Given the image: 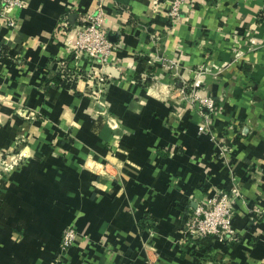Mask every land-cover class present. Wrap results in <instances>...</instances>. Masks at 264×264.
Returning a JSON list of instances; mask_svg holds the SVG:
<instances>
[{
    "label": "crops",
    "instance_id": "1",
    "mask_svg": "<svg viewBox=\"0 0 264 264\" xmlns=\"http://www.w3.org/2000/svg\"><path fill=\"white\" fill-rule=\"evenodd\" d=\"M172 1L27 0L15 28L0 19V154L18 159L0 174V264H264V0H190L176 18ZM76 9L114 45L103 107L57 73ZM200 69L203 115L180 93ZM233 188L237 240L205 239L202 261L186 216Z\"/></svg>",
    "mask_w": 264,
    "mask_h": 264
},
{
    "label": "built area",
    "instance_id": "2",
    "mask_svg": "<svg viewBox=\"0 0 264 264\" xmlns=\"http://www.w3.org/2000/svg\"><path fill=\"white\" fill-rule=\"evenodd\" d=\"M27 0H0V19L10 28H15L17 20L15 12L26 6ZM190 4V0H173L170 10V17L176 18L179 15L183 4ZM76 18L70 22L68 15L63 16L56 27V38L66 47L67 56L57 62V73L61 84L72 88L75 85L83 84L93 100L103 107L102 101L106 93L108 82L111 78L107 73L109 59L114 50V45L108 40V35L101 26L98 16L76 9ZM158 40V34L153 36ZM81 63H85L83 69ZM166 69L171 66L164 65ZM205 70L200 69L195 73L194 83L183 82L181 89L188 90L183 98L193 104L198 113L203 115L204 110L213 112L215 102L211 96L203 98L197 93L201 84V78ZM61 85V86H62ZM206 117V116H204ZM208 131V123L199 127V132ZM18 159L15 157H4L0 154V174L10 172L16 165ZM241 192L239 188L230 191L216 192L206 198L192 212H189L183 224L185 242L193 249L195 255H199L202 261H208V254L200 249L201 242L205 239H218L224 243L237 240L236 232L232 226V219L235 214V203L239 201ZM257 217L264 218V208L254 209ZM74 223H70L63 230L56 253L57 261L61 260L71 247L76 243L78 234ZM205 254V255H204ZM201 261V262H202ZM211 264V262H208Z\"/></svg>",
    "mask_w": 264,
    "mask_h": 264
},
{
    "label": "rangeland",
    "instance_id": "3",
    "mask_svg": "<svg viewBox=\"0 0 264 264\" xmlns=\"http://www.w3.org/2000/svg\"><path fill=\"white\" fill-rule=\"evenodd\" d=\"M180 93H181V98H183L185 95H187L188 94V90L187 89H184V93H182V91H180ZM184 99V98H183ZM237 203V202H236ZM235 203V204H236ZM235 207H236V205H235ZM255 218H258L256 215H255ZM260 218V217H259ZM258 218V219H259ZM262 218V217H261Z\"/></svg>",
    "mask_w": 264,
    "mask_h": 264
},
{
    "label": "water",
    "instance_id": "4",
    "mask_svg": "<svg viewBox=\"0 0 264 264\" xmlns=\"http://www.w3.org/2000/svg\"><path fill=\"white\" fill-rule=\"evenodd\" d=\"M107 72L110 74H115V71L112 69V67H107Z\"/></svg>",
    "mask_w": 264,
    "mask_h": 264
},
{
    "label": "trees",
    "instance_id": "5",
    "mask_svg": "<svg viewBox=\"0 0 264 264\" xmlns=\"http://www.w3.org/2000/svg\"><path fill=\"white\" fill-rule=\"evenodd\" d=\"M150 83H151L150 81H146V82H145V85L148 86V85H150Z\"/></svg>",
    "mask_w": 264,
    "mask_h": 264
}]
</instances>
